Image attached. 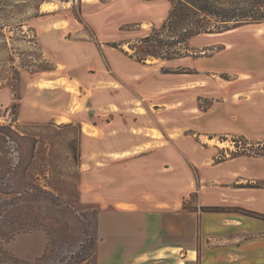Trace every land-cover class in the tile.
Returning <instances> with one entry per match:
<instances>
[{
  "label": "rangeland",
  "instance_id": "obj_1",
  "mask_svg": "<svg viewBox=\"0 0 264 264\" xmlns=\"http://www.w3.org/2000/svg\"><path fill=\"white\" fill-rule=\"evenodd\" d=\"M171 8L170 0H0V264H134V213L83 197L97 180L87 172L115 155L123 130L134 132L117 121L120 94L110 90L120 87L117 70L134 73V62L154 65L150 81L187 79V99L198 93L202 111L215 105L182 120L218 130L203 139L219 148L220 159L264 156L262 119L244 123L228 114L243 84L227 72L264 77L254 65L264 66V45L252 38L261 35L264 43V22L194 36L170 60L137 61L161 50L142 39L162 27ZM230 41L235 48L227 53ZM91 43L100 53L90 52ZM151 109L168 120L162 104ZM241 123L248 134L239 132ZM114 196L128 200L134 191Z\"/></svg>",
  "mask_w": 264,
  "mask_h": 264
},
{
  "label": "crops",
  "instance_id": "obj_2",
  "mask_svg": "<svg viewBox=\"0 0 264 264\" xmlns=\"http://www.w3.org/2000/svg\"><path fill=\"white\" fill-rule=\"evenodd\" d=\"M98 27L103 29L99 22ZM252 38L264 45L261 35ZM234 48L235 43L228 42L227 53ZM100 49L91 43V53L98 54ZM254 65L256 75H262L264 66ZM132 66L131 74L116 69L120 87L110 90L120 94V108L113 111L117 121L124 128L134 125V132L123 130L115 155L109 153L102 160L104 165L87 172L89 179L97 180L92 182L93 191H84L83 197L91 195L90 200L99 204L134 213V264H264V219L237 210L201 209L223 206L264 214V156L241 153L220 159L219 148L203 139L207 132L218 130L186 126L182 120L206 114L215 105L205 112L196 100L198 93L188 100L183 90L187 79L182 83L159 75L150 81L148 73L154 65L134 62ZM227 72L236 74L243 84L238 91L242 95L228 106V114L233 119L241 117L244 123L261 118L264 125V77ZM156 104L163 105L168 120L156 118L151 109ZM244 123L239 132L248 134ZM156 129L163 141L153 133ZM125 175L130 177L126 182ZM129 190L134 191L132 199L114 196ZM191 199L193 209L186 208ZM124 203L134 208L123 207Z\"/></svg>",
  "mask_w": 264,
  "mask_h": 264
},
{
  "label": "trees",
  "instance_id": "obj_3",
  "mask_svg": "<svg viewBox=\"0 0 264 264\" xmlns=\"http://www.w3.org/2000/svg\"><path fill=\"white\" fill-rule=\"evenodd\" d=\"M172 8L160 29L142 39V42H153L164 51L144 52L136 56L137 61L145 62L148 56L162 60H170L194 36L204 33H223L242 25L264 22V0H170ZM187 48V47H184ZM180 56V55H179ZM184 56V55H181ZM186 208L187 204L185 205ZM189 209H193L189 208ZM203 211L228 212L241 211L264 219V214L248 212L223 206H203ZM94 236L90 240V251L93 252L97 243L99 228L98 212L94 211ZM6 239H9L8 237Z\"/></svg>",
  "mask_w": 264,
  "mask_h": 264
},
{
  "label": "bare ground",
  "instance_id": "obj_4",
  "mask_svg": "<svg viewBox=\"0 0 264 264\" xmlns=\"http://www.w3.org/2000/svg\"><path fill=\"white\" fill-rule=\"evenodd\" d=\"M88 1H90V0H88Z\"/></svg>",
  "mask_w": 264,
  "mask_h": 264
}]
</instances>
